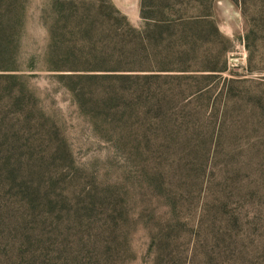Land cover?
<instances>
[{
  "label": "rangeland",
  "instance_id": "1",
  "mask_svg": "<svg viewBox=\"0 0 264 264\" xmlns=\"http://www.w3.org/2000/svg\"><path fill=\"white\" fill-rule=\"evenodd\" d=\"M52 2L30 0L23 40L25 61L33 55L36 64L23 72L48 117L44 126H51L36 136L33 161L35 197L41 195L35 201L36 263L264 264V36L252 40L263 70L248 71L244 38L250 24L239 5L213 1L214 19L228 40V69L203 80L211 95L193 104L196 111L207 108L203 117L192 116V126L209 129L200 152L137 156L121 150L112 125L83 112L65 89L59 76L79 66V55L68 52L76 49L72 41L47 32L57 16ZM112 2L130 23L140 24V0ZM192 6L190 1L184 11L191 13ZM222 90L228 108L224 95L217 96ZM57 140H65L68 155ZM49 212L55 223L57 215L66 220L68 214L91 223L67 239L64 232L47 251L56 236L49 232L55 223L42 224Z\"/></svg>",
  "mask_w": 264,
  "mask_h": 264
},
{
  "label": "trees",
  "instance_id": "2",
  "mask_svg": "<svg viewBox=\"0 0 264 264\" xmlns=\"http://www.w3.org/2000/svg\"><path fill=\"white\" fill-rule=\"evenodd\" d=\"M190 1L193 11L188 14L184 8ZM213 1L140 0L137 26L112 0L49 4L57 16L47 32L72 41L76 49L68 52L79 55V66L59 77L83 112L87 108L94 120L112 125L108 128L118 133L115 144L121 150L137 156L200 152L209 129L192 126V116L203 117L207 108L196 111L193 104L211 95L202 81L221 77L228 69V40L214 19ZM232 1L250 24L244 38L245 67L261 71L252 40L264 36V0ZM29 20L30 0H0V264H37L35 201L41 195L35 197L33 161L39 151L36 136L50 133L51 126L45 127L48 117L23 72L36 68L33 55L29 62L23 57ZM260 55L264 57V51ZM218 95L226 96L223 90ZM227 102L225 97L223 107L228 108ZM67 146L65 140H57L56 147L65 155ZM43 219V225L48 220L55 223L50 212ZM90 223H83L78 214H68L66 220L57 215L49 231L56 234L55 240L51 238L47 251L60 243L64 232L67 239L73 229Z\"/></svg>",
  "mask_w": 264,
  "mask_h": 264
}]
</instances>
